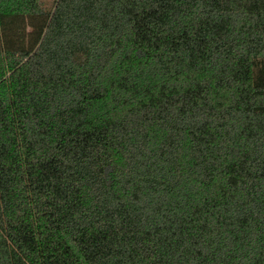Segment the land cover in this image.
I'll list each match as a JSON object with an SVG mask.
<instances>
[{
    "label": "trees",
    "instance_id": "obj_1",
    "mask_svg": "<svg viewBox=\"0 0 264 264\" xmlns=\"http://www.w3.org/2000/svg\"><path fill=\"white\" fill-rule=\"evenodd\" d=\"M0 264H264V0H0Z\"/></svg>",
    "mask_w": 264,
    "mask_h": 264
},
{
    "label": "rangeland",
    "instance_id": "obj_2",
    "mask_svg": "<svg viewBox=\"0 0 264 264\" xmlns=\"http://www.w3.org/2000/svg\"><path fill=\"white\" fill-rule=\"evenodd\" d=\"M53 0H42L43 6L49 8L52 5Z\"/></svg>",
    "mask_w": 264,
    "mask_h": 264
}]
</instances>
